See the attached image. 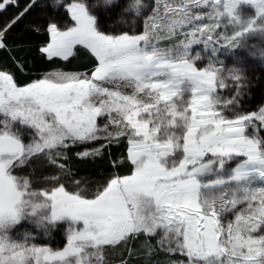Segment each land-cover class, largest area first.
<instances>
[{
	"label": "snow or ice",
	"instance_id": "snow-or-ice-1",
	"mask_svg": "<svg viewBox=\"0 0 264 264\" xmlns=\"http://www.w3.org/2000/svg\"><path fill=\"white\" fill-rule=\"evenodd\" d=\"M0 264H264V0H0Z\"/></svg>",
	"mask_w": 264,
	"mask_h": 264
}]
</instances>
